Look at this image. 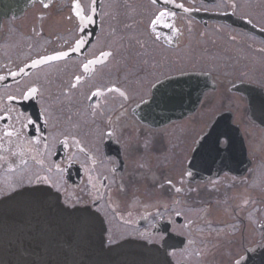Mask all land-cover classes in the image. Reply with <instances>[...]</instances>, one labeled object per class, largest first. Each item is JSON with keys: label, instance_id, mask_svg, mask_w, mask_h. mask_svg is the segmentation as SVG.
I'll return each instance as SVG.
<instances>
[{"label": "flooded vegetation", "instance_id": "af4514ba", "mask_svg": "<svg viewBox=\"0 0 264 264\" xmlns=\"http://www.w3.org/2000/svg\"><path fill=\"white\" fill-rule=\"evenodd\" d=\"M0 77V199L52 186L175 264L264 242V0H0Z\"/></svg>", "mask_w": 264, "mask_h": 264}, {"label": "water", "instance_id": "95a60500", "mask_svg": "<svg viewBox=\"0 0 264 264\" xmlns=\"http://www.w3.org/2000/svg\"><path fill=\"white\" fill-rule=\"evenodd\" d=\"M184 102L178 94L177 110ZM95 218L83 208H67L47 186L27 187L0 201V264H173L155 246L126 241L106 247L104 227ZM132 248L150 260L134 258ZM238 262L264 264V244Z\"/></svg>", "mask_w": 264, "mask_h": 264}, {"label": "bare ground", "instance_id": "6f19581e", "mask_svg": "<svg viewBox=\"0 0 264 264\" xmlns=\"http://www.w3.org/2000/svg\"><path fill=\"white\" fill-rule=\"evenodd\" d=\"M175 118H177V119L182 118L181 115H179V111H178L177 115L175 116ZM218 141H219L218 140V134L213 130H212V132L208 133L207 135L202 136L198 140L197 146H196L195 152H194V160L192 161L193 167H196V168L199 167V168H202L204 170H209V169H214V168L218 167V162L221 160H224L225 164L227 163V160L230 157V151H231L232 147L229 146L228 148H226L224 150V154H221L220 151L217 150ZM47 187H49L53 191L57 192L52 186H47ZM59 196H60L61 201H62V197L60 194H59ZM62 203H64V202L62 201ZM82 208L92 212L95 215V217L97 218V220H99L101 225L104 227V241H105L106 247L110 248V247L115 246L116 244H110L109 245L108 241H107L108 224H107L106 217L97 209L93 210L87 206L82 207ZM99 235H100V230L98 229V231H96V236H99ZM127 241H133V242H138V243H143V244H146L149 246H153L152 244L148 243L147 241H134L131 239H129ZM123 242H126V241H122L121 243H123ZM128 252L131 256H133L136 259L150 260L144 254L137 252L135 248L130 249ZM128 259H131V258L128 257ZM168 259H169V262H172V259L170 257H168ZM172 263L175 264L174 261ZM112 264H123V263L113 262ZM128 264H131V263H128ZM167 264H169V263L167 262Z\"/></svg>", "mask_w": 264, "mask_h": 264}, {"label": "snow or ice", "instance_id": "6c2138e0", "mask_svg": "<svg viewBox=\"0 0 264 264\" xmlns=\"http://www.w3.org/2000/svg\"><path fill=\"white\" fill-rule=\"evenodd\" d=\"M45 6H47V5H45ZM181 6H182V5H181ZM77 15L80 16V12H79V11H77ZM160 15L163 16L164 13H161ZM81 19H83L82 16H81ZM90 19H91V18L89 17V20H90ZM65 55H67V53H59L57 56L47 57V59H58V58H60V57H62V56H65ZM89 63H91V62H89ZM85 68H87V65H85ZM13 75H15V74H13ZM0 79H2V77H0ZM36 91H37V90H36L35 88H32V89H31V92H32V93H36ZM110 91H111V89H110ZM94 95H95V93H94ZM29 123H31V121H29ZM8 134L10 135V133H8ZM169 183H171V182L169 181ZM176 191H177V192H180L181 189L177 188ZM237 264H239L238 261H237Z\"/></svg>", "mask_w": 264, "mask_h": 264}]
</instances>
